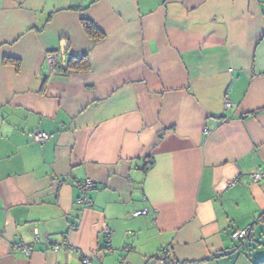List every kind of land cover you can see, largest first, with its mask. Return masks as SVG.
<instances>
[{
	"label": "crops",
	"instance_id": "crops-1",
	"mask_svg": "<svg viewBox=\"0 0 264 264\" xmlns=\"http://www.w3.org/2000/svg\"><path fill=\"white\" fill-rule=\"evenodd\" d=\"M91 1L0 0V264L263 260L264 0Z\"/></svg>",
	"mask_w": 264,
	"mask_h": 264
},
{
	"label": "built area",
	"instance_id": "built-area-1",
	"mask_svg": "<svg viewBox=\"0 0 264 264\" xmlns=\"http://www.w3.org/2000/svg\"><path fill=\"white\" fill-rule=\"evenodd\" d=\"M59 56H60V53L59 52H53V53H47L45 55V60H46V63H47V67L49 69L50 72H54L56 69H58L59 67ZM231 107V102L227 96V94H225L224 96V109L225 110H228L230 109ZM204 131H207L206 129H204ZM31 137H32V140L38 144H44L49 138H50V135L44 131H35L31 134ZM249 177L251 179V181L253 183H257L259 182L260 180H262L264 178V169L261 168V167H258L254 170H252L250 173H249ZM238 179L237 178H234L232 180H230L228 182V186H233L237 183ZM80 190H81V196L76 200V203L77 204H84L86 206H89L90 205V200L88 198V192L90 190H92L93 188H95V183H93L91 180L89 179H86L84 180L80 185ZM148 213V209L144 208V209H141V210H136L132 213V216L133 217H138V216H141V215H146ZM248 228H244V229H241V230H235L231 233V237L235 240H238V239H244L246 237V235L248 234ZM104 235H105V241L107 243V245H109V242H110V230L109 229H105L104 230ZM20 250L26 254V255H29V248H30V245L28 244H21L19 246ZM53 249H58L59 248V245L55 244L52 246ZM80 257H81V261L83 264H91V261L94 257H96V250H92L90 254H86L84 252H80Z\"/></svg>",
	"mask_w": 264,
	"mask_h": 264
},
{
	"label": "trees",
	"instance_id": "trees-1",
	"mask_svg": "<svg viewBox=\"0 0 264 264\" xmlns=\"http://www.w3.org/2000/svg\"><path fill=\"white\" fill-rule=\"evenodd\" d=\"M94 2V0H92L89 4H92ZM87 6L82 7V8H78V7H71V9H78V10H84L86 9ZM81 24L83 27L84 32L86 33V35H88V37H90L91 39H93L94 41H100L102 39H104L105 35L104 33L90 20L88 19H82L81 20ZM90 59L88 54L83 53V54H72L70 55L65 68L63 69V71H73V72H87L90 70ZM254 224H264V210H261L258 215L255 218V223ZM231 237V234H230ZM232 238V237H231ZM233 239V238H232ZM252 236H251V226L248 228V234L246 235V237L244 239H238L234 241H239L242 242L240 245L236 244L235 247L237 249H239L240 247L244 248V240H251ZM106 243V241H105ZM258 243V245H264V241L263 242H256ZM107 245V243H106ZM108 247L110 245H107ZM150 259H155V260H162L164 261L166 264H179L180 262L170 259L168 257H163V256H159V254H156L155 256H152ZM254 264H264V259L261 261H257Z\"/></svg>",
	"mask_w": 264,
	"mask_h": 264
},
{
	"label": "water",
	"instance_id": "water-1",
	"mask_svg": "<svg viewBox=\"0 0 264 264\" xmlns=\"http://www.w3.org/2000/svg\"><path fill=\"white\" fill-rule=\"evenodd\" d=\"M230 253V251H224V252H217V253H214L210 256V258H215V257H219L221 255H225V254H228Z\"/></svg>",
	"mask_w": 264,
	"mask_h": 264
}]
</instances>
